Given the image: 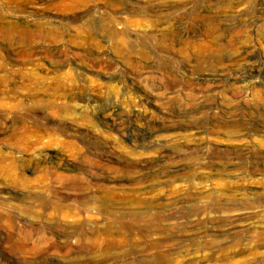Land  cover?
Listing matches in <instances>:
<instances>
[{"label":"rangeland","instance_id":"1","mask_svg":"<svg viewBox=\"0 0 264 264\" xmlns=\"http://www.w3.org/2000/svg\"><path fill=\"white\" fill-rule=\"evenodd\" d=\"M166 2L175 7L166 12ZM252 4L260 11L246 16ZM213 18L242 38L210 53L243 56L241 64L224 67L222 78L213 77L210 57L188 59L203 38L195 30ZM263 25L264 0H0V264H264V173L243 175L238 160L227 166L238 169L234 175L203 168L214 162L212 145L227 144L208 128L221 119L241 124L259 117L244 105L236 118L222 107L252 100L250 87L263 80V71L248 70L253 59L264 65ZM108 27L121 35L105 34ZM169 27L175 40L196 45L165 47L161 35ZM237 129L243 131V124ZM138 131L146 135L138 137ZM256 163L264 169V160ZM176 168L183 179L167 182ZM208 170L211 180L204 182L200 174ZM126 173L130 179L116 186L128 185L123 188L130 187V197L140 191V206L172 199L187 206L192 201L183 193L190 184L206 193L199 204L212 203L206 197L211 189L228 186L227 196L235 198L221 202L263 204L235 213L177 209L158 216L136 208L121 189L105 192L95 185L107 174ZM153 173L158 178L150 180ZM63 175L76 176L86 190L74 191L75 178L66 182ZM139 175L145 181L136 183ZM58 222L90 226L95 238L66 252L64 231L51 230ZM43 236L52 241L39 243Z\"/></svg>","mask_w":264,"mask_h":264},{"label":"bare ground","instance_id":"2","mask_svg":"<svg viewBox=\"0 0 264 264\" xmlns=\"http://www.w3.org/2000/svg\"><path fill=\"white\" fill-rule=\"evenodd\" d=\"M78 1V0H77ZM251 6V5H250ZM253 6V7H252ZM252 6H251V8H252V11L251 12H249L248 14H245L246 16H248V15H254L255 16V14H258L257 12H259L260 11V8L258 9H256V5H253L252 4ZM175 7V6H174ZM173 7V5H170V4H168L167 2L166 3H164V5H163V10H172V8H174ZM233 7V6H232ZM258 7H260V6H258ZM250 8V9H251ZM249 9V10H250ZM175 10V9H174ZM245 10V9H244ZM164 11V12H165ZM167 12V11H166ZM201 12V11H200ZM216 12V11H215ZM246 12V11H245ZM221 13V12H220ZM255 13V14H254ZM260 14V13H259ZM168 14L166 13V15L165 16H167ZM261 15V14H260ZM259 15V16H260ZM204 16V15H203ZM221 16V15H220ZM259 16H258V18H259ZM167 17H169V15L167 16ZM199 17V16H198ZM197 17V18H198ZM223 17V16H222ZM252 18H254L253 16H251ZM251 17H250V19H251ZM261 17V16H260ZM170 18V17H169ZM169 18H167V19H169ZM202 18V17H201ZM219 18V17H218ZM256 18H257V15H256ZM256 18H255V20H256ZM207 19H209V18H207ZM206 19V20H207ZM214 20H211V22L209 21V23H206V24H203V25H201L197 30H195V35L196 36H200V39H201V37H203L199 42H198V44H197V46H194V44L195 43H193L192 41H182V42H180V41H177V40H175V38L174 37H171V34H173V29H171L170 27L168 28V30H165L163 33H162V38H163V40H164V42H165V44H164V42H163V44H164V46L166 47V43H167V46L169 45V46H171V47H173L175 44H183L184 46H190V43L192 42L193 43V45L192 46H194L195 48H193V49H195V51L194 52H196V53H189L188 54V59H192V57H193V54L195 55L196 54V56H197V58L195 57V59L194 60H196V61H198L197 59L198 58H202L203 60H205V58L206 59H209V55H210V53H213L214 54V52L216 53V51H218V50H220V51H222V48H224V47H227L228 48V46H230V45H232V43L234 44L235 42L237 43L238 41H240L242 38L241 37H239V35L236 33V30H234L232 27L230 28V26H229V28H227L226 29V27H221V26H219L218 24H216L215 22H216V20L217 19H215V18H213ZM202 20H204V19H202ZM210 20V19H209ZM247 20H248V17H247ZM247 20L245 19V22H247ZM174 21V20H173ZM205 21V20H204ZM259 21V20H258ZM129 22V21H128ZM176 22V21H175ZM99 23V22H98ZM127 23V22H126ZM199 23V22H198ZM205 23V22H204ZM253 23V22H252ZM263 23V22H262ZM108 24V23H107ZM171 24V23H170ZM243 24V23H242ZM165 25L166 24H164L163 26H164V28H165ZM172 26V25H171ZM242 27L244 26V24L243 25H241ZM264 26V25H263ZM107 27V26H106ZM115 28V27H114ZM163 28V29H164ZM264 28V27H263ZM90 29V28H89ZM123 29V28H122ZM196 29V28H195ZM243 29H245V28H243ZM104 30V32H105V34H108V35H121V31H119V29H117L116 30V28L115 29H113V28H111V27H108V28H104L103 29ZM121 30V29H120ZM160 31V30H159ZM166 31H168V33H171V34H168ZM240 31L241 32H243L244 30H242V29H240ZM100 33H101V31H100ZM247 33V32H246ZM240 34V33H239ZM242 34V33H241ZM97 35V34H96ZM104 35V34H103ZM244 35V34H243ZM242 35V36H243ZM259 37H261V39H262V42H263V44H264V31H261V33H259ZM123 36V35H122ZM174 36H175V34H174ZM250 36V35H249ZM191 39V38H190ZM260 39V40H261ZM245 40V39H244ZM195 41V40H194ZM197 41V40H196ZM245 42V41H244ZM254 42H255V40H254ZM239 43V42H238ZM177 45V46H178ZM196 45V44H195ZM243 45V44H242ZM246 45V44H245ZM244 45V46H245ZM182 46V45H181ZM184 46H183V48H184ZM231 47V46H230ZM249 47V46H248ZM170 48V47H169ZM247 48V47H246ZM246 48H245V52H247V50H246ZM190 49H191V46H190ZM186 52H188V51H186ZM228 52V51H227ZM234 52V51H233ZM242 52H244V51H242ZM256 53V52H255ZM213 54H212V56L210 57L211 58V60H209L210 61V63H211V65L212 66H214V67H216V71L217 72H214L212 75H213V77L214 76H216V77H220V78H222L221 76L223 75V70H225L224 69V67H226L227 65H229V64H241V62H243V60H241L242 58H243V56L241 55V54H239V53H235V54H229V53H227V54H225V55H220V56H217V57H214V58H212L213 57ZM249 54V53H248ZM254 54V53H253ZM243 55H244V53H243ZM186 57H187V55H186ZM255 57V56H254ZM194 58V57H193ZM200 60V59H199ZM190 61V60H189ZM262 61V60H261ZM264 61V60H263ZM202 62H204V61H201V63ZM198 63V65H199V63L200 62H197ZM196 63V64H197ZM201 63H200V65H201ZM209 63V62H208ZM208 63H207V65H208ZM245 64H243V66L244 67H246V62H244ZM248 63V62H247ZM253 64H252V66H250V68H248V70L249 71H256L257 72V74L259 73L260 74V71H263L264 72V65H263V63H260V60H258V59H253V62H252ZM210 65V66H211ZM209 66V67H210ZM213 67V68H214ZM207 68V67H206ZM213 68H212V71H213ZM205 69V68H204ZM206 70V69H205ZM208 70H210V69H208ZM206 72H208V71H206ZM225 72V71H224ZM189 75V74H188ZM205 76H203V78H201V79H208V78H206L207 76H206V74H204ZM193 76V75H192ZM209 77V76H208ZM191 78H194V77H191ZM214 79V78H213ZM216 79V78H215ZM193 80V79H192ZM195 80V79H194ZM210 80V79H209ZM211 80H212V77H211ZM190 81V80H189ZM209 82V81H208ZM216 82V81H215ZM214 82V83H215ZM195 84V83H194ZM206 84V83H205ZM208 84H211V83H208ZM247 84V83H246ZM243 85V84H242ZM241 85V86H242ZM248 85V84H247ZM206 86H208V85H206ZM241 86H240V88H241ZM256 86V85H255ZM257 86H259L258 88H254V89H251V87H250V95H252V100H248V101H243L242 103H241V101H234V102H231V101H229V102H225L224 104H223V107H222V112L223 113H227V112H230L231 111V115L234 117V118H236L235 116H234V114L237 112V111H239L240 109H242L241 107L244 105V107H247L246 109H248V111H249V113H251V115H252V113H253V115H254V112L256 113V115H259V117H257V118H255V119H252L251 121H245V122H248V123H241V124H243V127H244V130L243 131H239V130H241L240 128H239V130L237 129V127H239V125H240V127H241V124H237V123H235V122H229L230 120H228V121H226V120H219V121H217L216 123H214L213 124V128H208L207 129V131L209 132V133H211V134H221V135H224L225 136V141L227 142V144H226V147H224V148H221V147H219V145L218 144H213L212 146L213 147H211V149H213V152H217L216 153V156H214L212 159H213V161L214 162H210V164L209 163H203L204 164V166H203V168H207V169H210V171L211 170H213L215 173H217V174H215V175H219V174H227V175H234V171L235 170H238V169H240L241 170V173L243 174V175H247V174H250V173H256V172H259V173H264V169L262 168V169H260V166H259V169H257L256 168V165L258 164V163H256V162H258V161H261V162H263V160H264V141H262L261 139L260 140H258L257 138V135H264V119H262L260 116H264V107H263V105H264V75H263V80H261L260 82H259V85H257ZM243 87V86H242ZM240 88H237V89H240ZM243 90V89H242ZM244 90H246V92L247 91H249V87L247 86V87H245L244 88ZM240 91V90H239ZM242 92V91H241ZM234 93V92H233ZM234 95H235V93H234ZM231 99V98H230ZM216 100V99H215ZM227 100V99H226ZM214 101V100H213ZM224 101V100H223ZM223 101H221V102H223ZM213 103V102H212ZM222 104V103H221ZM211 107V106H210ZM220 107V108H221ZM246 109H244L245 111H246ZM263 111V112H262ZM234 113V114H233ZM242 113H244V112H242ZM237 114V113H236ZM241 114V113H240ZM218 115V114H217ZM239 115V114H238ZM252 115V116H253ZM256 115H254V116H256ZM250 116V115H249ZM248 116V117H249ZM251 116V117H252ZM250 117V118H251ZM223 118H225L224 116H223ZM228 118V117H227ZM250 120V119H249ZM241 121V120H240ZM237 122V121H236ZM172 124H173V122H172ZM161 125V124H160ZM158 127V126H157ZM157 127H155V129L157 128ZM129 128V127H128ZM154 128V127H153ZM207 128V127H206ZM127 129V128H126ZM130 129V128H129ZM152 129V128H151ZM158 129V128H157ZM206 130V129H205ZM139 132V131H138ZM152 132V131H151ZM157 132V131H156ZM200 133V132H199ZM136 134H138L137 132H136ZM135 134V135H136ZM144 135H146V134H144V132H139V135H138V137L139 136H141V137H143ZM240 136H244L245 137V139L242 137H240ZM145 138V137H144ZM146 138H148V136L146 137ZM203 138V137H202ZM218 138H219V135H218ZM264 138V137H263ZM137 140V139H136ZM135 140V142H137ZM201 140V139H200ZM142 141V140H141ZM144 141V140H143ZM215 141V140H214ZM217 141V140H216ZM138 143V142H137ZM146 143V142H145ZM207 143V142H206ZM211 143V142H210ZM212 144V143H211ZM210 144V145H211ZM224 145V144H223ZM210 147V146H209ZM257 148H259L258 150H257ZM254 150H256V152L254 151ZM221 152L222 154L221 155H217V154H219V153ZM57 154V153H56ZM231 154H232V156H231ZM215 155V154H214ZM230 155V156H229ZM111 156V155H110ZM103 157V156H102ZM101 157V158H102ZM115 157V156H114ZM108 158V157H107ZM60 159V158H59ZM108 159H111V158H108ZM115 159V158H114ZM126 159V158H125ZM237 160H238V163L236 164L237 166H235V167H237L238 169H234L233 168V170H232V168L231 169H229L230 168V166H229V168L227 167L228 165H231V164H233V163H235V162H237ZM108 161H110V160H108ZM114 161V160H113ZM102 162V161H101ZM100 162V163H101ZM111 162H112V159H111ZM118 162V161H117ZM129 162V161H128ZM135 162V161H134ZM208 162V161H207ZM121 163V162H120ZM137 163V162H136ZM141 163V162H140ZM139 163V164H140ZM148 163V162H147ZM71 164V163H70ZM124 164H126V163H124ZM134 164V163H133ZM133 164H130V165H133ZM138 164V163H137ZM138 164V165H139ZM142 164V163H141ZM150 164V163H149ZM249 164H252V167H253V169L251 170V168H250V171L249 172H247L249 169H247V166L249 165ZM255 164V165H254ZM182 165V164H181ZM216 165L218 166V167H216ZM127 166V165H126ZM200 166V165H199ZM114 167V166H113ZM117 167V166H116ZM119 167H120V165H119ZM128 167H129V164H128ZM132 168L133 167H135V166H131ZM131 167H130V169H131ZM180 167V166H179ZM187 167V166H186ZM202 167V166H201ZM246 167V168H245ZM121 168V167H120ZM119 168V169H120ZM77 169V168H76ZM118 169V170H119ZM122 169V168H121ZM124 169V168H123ZM122 169V170H123ZM179 169V168H178ZM177 168L176 169H171L172 170V172L170 173V174H168V178H171V177H179L178 179H180V178H182V176H183V173L181 174L179 171L180 170H178ZM64 170V169H63ZM128 170V169H127ZM135 170V169H134ZM184 170V169H183ZM69 171V170H68ZM107 171V170H106ZM105 171V172H106ZM121 171V170H120ZM125 172H126V170H124ZM131 171V170H130ZM137 171V170H136ZM116 172V171H115ZM119 172V171H118ZM121 172H123V171H121ZM132 172V171H131ZM138 172V171H137ZM136 172V173H137ZM165 172V171H164ZM168 172V171H167ZM191 172V170L189 171V169H188V171H185L184 173L186 174L185 175V177L188 175V180L189 181H191L192 182V180L191 179H193L192 177H193V175L190 173ZM193 172V171H192ZM206 172V171H205ZM64 173V172H63ZM124 173V172H123ZM134 173V172H133ZM139 173V172H138ZM203 173V172H202ZM261 173V174H262ZM46 174V173H45ZM44 174V175H45ZM57 174H59V173H57ZM77 174V173H76ZM115 174V173H114ZM113 174V175H114ZM127 174L129 175L130 173H126V175L125 176H123V175H121V174H116L117 176H113V175H108L107 174V176H105L104 177V181L102 182L101 181V183H99V184H95V185H99L101 188H103L104 190H106L105 192H107V191H109L110 189H121V191H122V193H123V195L124 196H126V197H128L129 196V198H134L135 200H136V208H142V209H145V211L146 212H148V213H153V214H156V215H160V214H162V213H166V211L167 210H174V211H178V210H180L181 212H186V211H188V212H191V213H193V214H195V215H198V214H200V213H202V214H205V211L206 210H208V209H210V210H214L215 212H219V213H235V212H240V211H242L243 212V210H252L253 208H257V207H260V204H263V203H258L259 201H256V200H248V201H243V202H237V201H232V202H230V203H223V202H221V197H224V196H227V194H226V192L225 191H228V187L226 188V189H220L219 190V187H216V188H218V189H216V188H214V190L213 189H211L208 193H207V195H206V197H209L210 199L212 198V203L211 204H199V201H201L200 199H198V197L200 198H203L204 196H205V191L203 192H196L195 190H194V185H191L190 184V191L189 192H184L182 195L184 196V197H186L187 199H191V201H192V203H190V204H186L187 206H179L178 205V203L177 202H175V201H173V199H172V201H170V202H158V203H154L153 202V204L152 203H145L144 204V206H140V205H143V202H141L140 201V199L142 198V195H139V192L140 191H137L138 192V194H136V193H131V194H133L132 195V197H130V195H128L129 194V192L126 190V189H124V188H126L128 185H126L124 188L123 187H118V186H116L117 184L119 185V181H126V180H128V179H130V176H131V174H130V176H129V178H127L128 176H127ZM167 174V173H166ZM235 174H236V171H235ZM61 174H59V176H60ZM71 175H72V173H71ZM99 175V174H98ZM121 175V176H120ZM134 175H136V174H134ZM142 175V174H141ZM154 175H156V177H157V174H152V178H150V180L151 179H154L155 177H154ZM182 175V176H181ZM201 175V178H202V181H204V182H207V181H210L211 180V173L209 172V170H208V172L207 173H203V174H200ZM64 176V175H63ZM100 176V175H99ZM102 176V175H101ZM127 176V177H126ZM181 176V177H180ZM251 176V175H250ZM20 177V176H19ZM44 177V176H43ZM97 177V176H96ZM138 177V176H137ZM137 177H135V180H136V178ZM140 177H142V176H140L139 175V179H137L136 181V183H139V182H141L142 180H144V179H140ZM146 177H147V175H146ZM145 177V179H147ZM149 177V176H148ZM161 177V176H160ZM197 177V176H196ZM232 177V176H231ZM62 178V175H61V177H60V179ZM73 178H75L74 179V181H75V184H71L70 185V187L72 188V189H74V191L76 190V189H78L79 191L80 190H83V188L86 190V188H85V186L83 185L84 183H82V182H80V181H78V179L76 178V176L74 177V175L73 176H70V175H68V176H64L63 177V181H66V182H68L69 180L68 179H73ZM99 178V177H98ZM102 178V177H101ZM158 178V177H157ZM156 178V179H157ZM19 179V178H18ZM131 179H134V177H132ZM155 179V180H156ZM173 178H171L170 180H168L167 182H169V181H171ZM176 179V178H175ZM175 179H174V181H175ZM177 179V180H178ZM183 179V178H182ZM215 179V178H214ZM15 180V179H14ZM68 180V181H67ZM85 180V179H84ZM194 180V179H193ZM219 180H221V179H219ZM30 181V180H29ZM72 181V180H71ZM106 181V182H105ZM107 181H109V182H107ZM130 181H132V180H130ZM145 181V180H144ZM158 181V180H157ZM230 181V180H229ZM12 182V181H11ZM20 182V181H19ZM70 182V181H69ZM84 182V181H83ZM143 182V181H142ZM171 182H173V181H171ZM188 182V181H187ZM215 182V181H214ZM18 183V182H17ZM65 183V182H64ZM170 183V182H169ZM189 183V182H188ZM194 183V182H193ZM222 184H227V182H225V183H223V182H221ZM88 184V183H87ZM122 184V183H121ZM127 184V183H126ZM132 184V183H131ZM134 184H135V182H134ZM220 184V183H219ZM221 184V185H222ZM232 184V183H231ZM240 184V183H239ZM62 185V184H61ZM136 185V184H135ZM233 185V184H232ZM69 186V185H68ZM120 186V185H119ZM122 186V185H121ZM194 186V187H193ZM210 186V185H209ZM225 186H227V185H225ZM173 187V186H172ZM69 188V187H68ZM71 188H69V189H71ZM97 188H99L98 186H97ZM185 188V187H184ZM139 189V188H138ZM216 189V190H215ZM236 189V188H235ZM103 190V191H104ZM171 190H172V188H171ZM205 190H206V188H205ZM234 190V189H233ZM84 191V190H83ZM130 192H131V189L129 190ZM135 191V190H134ZM176 191V190H175ZM175 191L174 190H172L171 192V194H173L174 193V195H175ZM236 192L238 191V189H236L235 190ZM251 191V190H250ZM86 192V191H85ZM133 192V191H132ZM252 192V191H251ZM87 193H88V191H87ZM199 193H201V194H199ZM203 193H205L204 195H203ZM230 193V192H229ZM85 194V193H84ZM83 194V195H84ZM166 194H168V193H166ZM235 194V193H234ZM90 195L91 194H86L85 196H86V198H90ZM128 195V196H127ZM143 195L145 196V194H144V192H143ZM236 195V194H235ZM235 195L234 196H227V197H234L235 198ZM164 196V198H165V195H163ZM169 196H171V195H169ZM256 196V195H255ZM125 197V198H126ZM167 197H168V195H167ZM184 197H183V199H184ZM145 197H143V199H144ZM163 198V199H164ZM185 198V199H186ZM220 199V200H219ZM179 200H180V198H179ZM158 201V200H157ZM204 202H205V200H203ZM152 202V201H151ZM179 202V201H178ZM181 202H183V201H181ZM180 202V203H181ZM184 202H186V201H184ZM184 204V203H183ZM120 206H124V207H127L126 205H120ZM119 206V208H121ZM178 209V210H177ZM110 213L112 214V215H114L115 214V210L114 209H110ZM254 211V210H253ZM171 212H173V211H171ZM210 212V211H209ZM241 212V213H242ZM245 212V211H244ZM247 214V213H246ZM61 215V214H60ZM192 215V214H191ZM236 215V214H235ZM67 216V215H66ZM62 218V217H61ZM87 218V217H86ZM198 219V218H197ZM63 220V219H62ZM200 220V219H199ZM239 220V219H238ZM204 222V221H203ZM232 222V221H231ZM52 223V222H51ZM61 223V222H60ZM199 223V222H198ZM201 223V222H200ZM56 224H58V225H56ZM62 224V223H61ZM61 224H59V222L58 223H55V225L53 226L52 224V227H53V229H51V230H56L57 232H62V231H64L63 232V234H65L64 235V239L63 240H65V242L68 244L67 245V249L65 250L66 252H70L71 250H73V245H75L76 247L80 244V242H83V243H90V241L92 240V238L94 237V235H95V232H96V230L94 229V228H92V227H90V226H82V228H81V226H78V225H74V226H62ZM67 230V232H65ZM236 234H238V233H236ZM53 235V234H52ZM59 235V234H58ZM93 236V237H92ZM48 237V236H47ZM46 236H43V238L41 237V240L39 241V243H42L43 245L45 244V243H43V242H46L47 241V239L48 240H51L52 241V239L50 238V236L47 238ZM53 237H54V235H53ZM52 237V238H53ZM63 237V236H62ZM50 238V239H49ZM95 238V237H94ZM55 239V238H54ZM60 240V239H59ZM61 241V240H60ZM54 242V241H53ZM53 242H51V244L53 243ZM91 242H93V240L91 241ZM35 243V242H34ZM48 243H50L49 241H48ZM65 243V244H66ZM37 244V243H36ZM51 244H48L49 246L51 245ZM55 244V243H54ZM82 244V243H81ZM81 244H80V246H81ZM47 245V244H46ZM47 245V246H48ZM64 246H66V245H64ZM52 247H53V244H52ZM48 248V247H47ZM55 248V247H54ZM50 249V248H49ZM53 249V248H52ZM53 250H55V249H53ZM49 252V251H48ZM54 252H56V251H54ZM53 252V253H54ZM57 253V252H56ZM55 253V254H56ZM52 254V253H51ZM50 254V255H51ZM54 255V254H53ZM52 255V256H53ZM51 256V257H52Z\"/></svg>","mask_w":264,"mask_h":264}]
</instances>
